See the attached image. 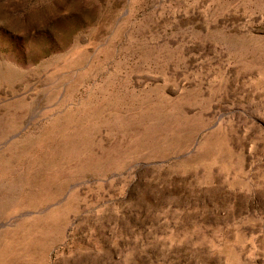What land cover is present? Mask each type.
<instances>
[{
  "label": "rangeland",
  "instance_id": "374dc122",
  "mask_svg": "<svg viewBox=\"0 0 264 264\" xmlns=\"http://www.w3.org/2000/svg\"><path fill=\"white\" fill-rule=\"evenodd\" d=\"M0 264H264V0H0Z\"/></svg>",
  "mask_w": 264,
  "mask_h": 264
}]
</instances>
